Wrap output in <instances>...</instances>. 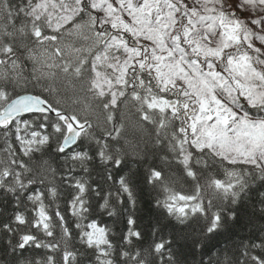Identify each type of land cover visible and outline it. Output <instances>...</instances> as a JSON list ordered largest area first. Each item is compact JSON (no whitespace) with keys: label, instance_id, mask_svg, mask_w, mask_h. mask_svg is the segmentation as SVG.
<instances>
[{"label":"snow or ice","instance_id":"1","mask_svg":"<svg viewBox=\"0 0 264 264\" xmlns=\"http://www.w3.org/2000/svg\"><path fill=\"white\" fill-rule=\"evenodd\" d=\"M0 264H264V0H0Z\"/></svg>","mask_w":264,"mask_h":264}]
</instances>
